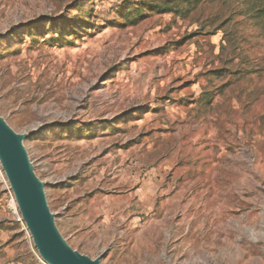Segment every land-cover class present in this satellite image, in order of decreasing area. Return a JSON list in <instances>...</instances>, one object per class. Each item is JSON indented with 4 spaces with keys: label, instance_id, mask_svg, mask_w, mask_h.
<instances>
[{
    "label": "rangeland",
    "instance_id": "1",
    "mask_svg": "<svg viewBox=\"0 0 264 264\" xmlns=\"http://www.w3.org/2000/svg\"><path fill=\"white\" fill-rule=\"evenodd\" d=\"M156 1L0 0V115L81 253L264 264V20ZM12 197L0 175V264H47Z\"/></svg>",
    "mask_w": 264,
    "mask_h": 264
},
{
    "label": "water",
    "instance_id": "2",
    "mask_svg": "<svg viewBox=\"0 0 264 264\" xmlns=\"http://www.w3.org/2000/svg\"><path fill=\"white\" fill-rule=\"evenodd\" d=\"M28 136L0 115V166L40 257L47 264H102L100 257L93 259L73 248L61 232L46 182L38 176L24 143Z\"/></svg>",
    "mask_w": 264,
    "mask_h": 264
},
{
    "label": "trees",
    "instance_id": "3",
    "mask_svg": "<svg viewBox=\"0 0 264 264\" xmlns=\"http://www.w3.org/2000/svg\"><path fill=\"white\" fill-rule=\"evenodd\" d=\"M195 3H198L199 0H192ZM251 4V10L254 12L256 18L264 20V0H249ZM162 4V1L157 0L156 2L149 3V9L151 11H158V12H170L173 11L174 8L171 6H166ZM175 11V10H174Z\"/></svg>",
    "mask_w": 264,
    "mask_h": 264
},
{
    "label": "built area",
    "instance_id": "4",
    "mask_svg": "<svg viewBox=\"0 0 264 264\" xmlns=\"http://www.w3.org/2000/svg\"><path fill=\"white\" fill-rule=\"evenodd\" d=\"M0 175L2 176V178L6 181V183L8 182L7 180H6V178H5V176H4V174H3V171L0 169ZM12 201L13 202H15V200H14V197H12ZM15 206H16V202H15ZM17 207V206H16ZM18 212V211H17ZM18 220H20V221H22V219H21V215H20V213L18 212Z\"/></svg>",
    "mask_w": 264,
    "mask_h": 264
},
{
    "label": "bare ground",
    "instance_id": "5",
    "mask_svg": "<svg viewBox=\"0 0 264 264\" xmlns=\"http://www.w3.org/2000/svg\"><path fill=\"white\" fill-rule=\"evenodd\" d=\"M15 204V202H13Z\"/></svg>",
    "mask_w": 264,
    "mask_h": 264
}]
</instances>
